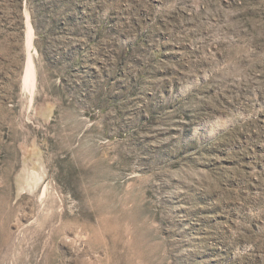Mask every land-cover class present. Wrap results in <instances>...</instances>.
<instances>
[{
  "label": "rangeland",
  "instance_id": "obj_1",
  "mask_svg": "<svg viewBox=\"0 0 264 264\" xmlns=\"http://www.w3.org/2000/svg\"><path fill=\"white\" fill-rule=\"evenodd\" d=\"M0 264H264V0H0Z\"/></svg>",
  "mask_w": 264,
  "mask_h": 264
},
{
  "label": "bare ground",
  "instance_id": "obj_2",
  "mask_svg": "<svg viewBox=\"0 0 264 264\" xmlns=\"http://www.w3.org/2000/svg\"><path fill=\"white\" fill-rule=\"evenodd\" d=\"M33 34H32V26L28 20V27H27V42L29 46L32 45V39H33ZM31 53V52H30ZM35 78V68H34V63L33 59L31 57V54L29 55L26 67H25V74H24V85L27 84L26 86H29V84H34ZM36 85V84H35ZM33 89V88H32Z\"/></svg>",
  "mask_w": 264,
  "mask_h": 264
},
{
  "label": "trees",
  "instance_id": "obj_3",
  "mask_svg": "<svg viewBox=\"0 0 264 264\" xmlns=\"http://www.w3.org/2000/svg\"><path fill=\"white\" fill-rule=\"evenodd\" d=\"M19 8H21V6L19 5Z\"/></svg>",
  "mask_w": 264,
  "mask_h": 264
}]
</instances>
